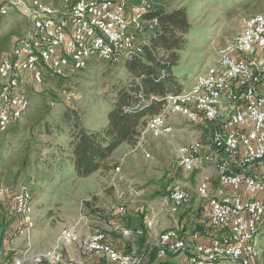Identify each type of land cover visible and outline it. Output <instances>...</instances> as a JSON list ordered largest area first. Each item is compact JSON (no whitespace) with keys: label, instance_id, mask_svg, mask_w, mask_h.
Wrapping results in <instances>:
<instances>
[{"label":"built area","instance_id":"2783aa9c","mask_svg":"<svg viewBox=\"0 0 264 264\" xmlns=\"http://www.w3.org/2000/svg\"><path fill=\"white\" fill-rule=\"evenodd\" d=\"M152 6L153 0H0V16L14 9L29 19L25 34L0 62V131L29 111L30 80L42 83L45 73L68 78L92 59L143 53L148 33L158 25L157 17L148 16ZM74 97L73 90L64 91L66 100ZM176 118L210 129L176 147L177 169L195 172L196 185L174 180L162 202L168 213H178L198 200L204 230L180 224L162 230L153 244L156 260L179 253L185 254V264H263L264 13L243 19L242 29L219 48L216 62L199 72L189 89L164 96L137 143L146 135L172 136ZM12 191L10 212L20 219L15 237L33 225V194L20 183L2 187L0 196ZM138 196L136 188L121 191L115 214H125L127 203ZM157 218L152 212L143 227H117L115 240L103 214L86 211L61 229L49 249L33 250L28 243L11 264H148L144 253L127 251L119 241L147 234Z\"/></svg>","mask_w":264,"mask_h":264},{"label":"rangeland","instance_id":"374dc122","mask_svg":"<svg viewBox=\"0 0 264 264\" xmlns=\"http://www.w3.org/2000/svg\"><path fill=\"white\" fill-rule=\"evenodd\" d=\"M44 1L58 3L61 0ZM159 1L171 8L186 6L188 9L191 27L183 34L187 45L180 50L181 59L176 67L183 89H189L196 75L216 62L219 48L242 29L245 17L264 13V0ZM28 26L29 19L14 9L8 15L0 16V62L4 53L25 34ZM130 80L131 75L125 66L97 58L68 78L45 73L42 83L30 80L26 86L29 111L12 125L18 126L17 131L5 136L8 145L3 149L6 161H0V189L23 182L34 185L39 170L32 163L23 164L25 150L32 148L28 153L35 163L39 148L43 149L54 140L53 136L59 133L58 127L65 125L64 118L67 113L72 116V111H76L88 127L101 128L107 121V112L113 105L117 90ZM68 90L75 92L71 100L64 98V91ZM52 100L54 105L50 104ZM174 122L176 131L172 136L153 138L146 135L141 145L125 144L114 151L107 168L88 177L75 174L67 160L68 137H58L55 141L57 157L50 170L41 171L46 179L39 180L33 188L35 190L32 189V227L7 240L0 226V264L10 263L12 259L9 261V258L18 255L28 243L33 250L49 249L61 229L86 212L87 201L93 209L110 213L111 222L105 226L108 231H114L117 227L140 226L151 206L166 194L167 186L174 180L195 186V172L185 173L177 169L176 147L178 143L194 138L203 127L182 118H176ZM30 140L33 145L27 147ZM117 165H120V171H116ZM170 172L173 176H168ZM129 188L138 189L139 196L134 202L127 203L125 214L117 215L120 192ZM117 235L119 233L115 232ZM149 240L153 241L150 234ZM259 248L264 264V231L259 239ZM179 255L173 262L185 264V254Z\"/></svg>","mask_w":264,"mask_h":264},{"label":"trees","instance_id":"16d2710c","mask_svg":"<svg viewBox=\"0 0 264 264\" xmlns=\"http://www.w3.org/2000/svg\"><path fill=\"white\" fill-rule=\"evenodd\" d=\"M136 1L131 0V2ZM148 16L157 17L158 25L148 33V44L145 45L143 53L107 61L125 66L131 75V80L127 85L117 90L113 105L107 112L106 123L101 128L92 129L84 124L76 111H72V116L70 113L65 116V125L58 127L59 133L57 136L54 135L56 137L53 136L54 140L50 141L43 149L39 148L35 163L31 161L28 153V150H32V148L29 147L25 150L23 164L26 166L32 163L33 166H36V170H39L36 172L37 177L34 185H30L31 182H23L31 192L39 180L46 179L42 172L50 170L52 162L57 157L58 145L55 141L59 139L58 137L62 135L68 137L67 160L75 174L78 177H88L100 169L107 168L114 151L122 144L135 145L138 142L146 116L160 112L163 98L168 92L182 91L176 67L181 59L180 50L187 45L183 34L191 27L188 9L186 6L171 8L170 5H166L162 1L153 0V6ZM48 76L50 77V75ZM12 125L5 131H0V161L2 163L6 161L3 149L8 145L5 136L9 132L15 133L18 129L17 125L14 127ZM209 129V127H203L204 131ZM32 142L30 140L27 147L32 146ZM12 197L13 191L0 196V226H2L3 235H6L5 239L8 238L7 240L14 236L16 228L20 224L19 217L10 212ZM85 205L88 213L100 212L108 222H111L108 211L93 209L90 207L89 201ZM141 222L140 227H143V222ZM203 226L192 225L191 229L203 231ZM115 232L111 231L110 234L115 236ZM146 235L140 236L138 241L140 247L146 242ZM125 249L130 251V245H126ZM156 250V246L151 247L153 255L150 264H175L172 259L177 253H170L164 260H156ZM16 256L13 255L12 258H9V261L12 260L8 264H11Z\"/></svg>","mask_w":264,"mask_h":264},{"label":"crops","instance_id":"0c3cea01","mask_svg":"<svg viewBox=\"0 0 264 264\" xmlns=\"http://www.w3.org/2000/svg\"><path fill=\"white\" fill-rule=\"evenodd\" d=\"M200 132L201 130L196 134V136H194V138H197L200 136ZM126 143L122 144L121 146H124ZM121 146L119 148H121ZM116 149L115 152L117 150ZM210 171H213V169H209ZM181 181V180H179ZM191 188H194V186H191L189 185ZM162 198H160V200L158 201V203L154 206H151L150 208V212L146 215L145 219L147 217H149L151 215L152 212H155V213H158V218H157V222H156V225L154 226L153 230L149 231L146 235V242L144 243V245L142 247H140L138 241H139V238H136V239H132V240H123V239H120L119 241V245H122V246H128L130 245V248L131 250L133 251H137V252H141V253H144L148 259V262L151 261L152 259V255H153V252L151 251V247L153 246L154 244V241H155V238L157 236V234L159 232H161L162 230L164 229H168V228H171L175 225H184L185 228L187 229H191V226L192 225H203V221H202V217H200V214H198V211L196 210L198 207H199V201L198 200H195L192 202V204L190 206H187L186 209H180V211L178 213H168L167 210L165 209V207L163 206V202H162ZM195 207V208H194ZM145 219L143 221V226L145 224ZM137 226L133 227V228H136ZM140 227V226H138ZM149 234L150 236L153 237V241H150L149 240ZM118 237H120V235H117ZM114 237V236H113ZM117 237H114V239L116 240ZM149 242H151V244H149ZM183 255V254H182ZM181 256V254L179 255ZM177 256H175L173 260L176 259ZM150 264V263H149Z\"/></svg>","mask_w":264,"mask_h":264}]
</instances>
